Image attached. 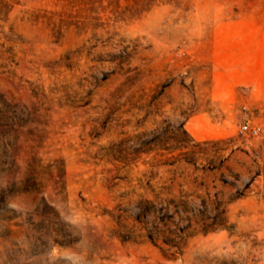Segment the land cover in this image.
<instances>
[{
  "label": "rangeland",
  "instance_id": "1",
  "mask_svg": "<svg viewBox=\"0 0 264 264\" xmlns=\"http://www.w3.org/2000/svg\"><path fill=\"white\" fill-rule=\"evenodd\" d=\"M0 264H264V0H0Z\"/></svg>",
  "mask_w": 264,
  "mask_h": 264
},
{
  "label": "trees",
  "instance_id": "2",
  "mask_svg": "<svg viewBox=\"0 0 264 264\" xmlns=\"http://www.w3.org/2000/svg\"><path fill=\"white\" fill-rule=\"evenodd\" d=\"M161 202H159V206H157V203H154V200H150V199H143L140 200L138 202V209L140 210V213L142 215H146L148 214L150 211L151 212H155L157 210H162L165 211L167 210L170 206H173V210L177 213L180 214H188L189 212H193V210L196 211H202L199 207L194 206V209H191V202L187 200L185 197L180 196L178 199L175 198H163L160 200ZM203 205V207L205 208L206 206V202L202 201L201 203ZM148 237L150 238V240H152L153 242H155L157 240L158 237H156L153 232L148 234ZM180 237V236H179ZM165 239L164 242L165 243H169L171 245H176L178 241H176L175 239H167L166 237H164Z\"/></svg>",
  "mask_w": 264,
  "mask_h": 264
},
{
  "label": "built area",
  "instance_id": "3",
  "mask_svg": "<svg viewBox=\"0 0 264 264\" xmlns=\"http://www.w3.org/2000/svg\"><path fill=\"white\" fill-rule=\"evenodd\" d=\"M240 131L248 133L252 136H256L261 131V127L258 124H252L248 119H245L240 124Z\"/></svg>",
  "mask_w": 264,
  "mask_h": 264
},
{
  "label": "clouds",
  "instance_id": "4",
  "mask_svg": "<svg viewBox=\"0 0 264 264\" xmlns=\"http://www.w3.org/2000/svg\"><path fill=\"white\" fill-rule=\"evenodd\" d=\"M53 254H57L55 250H54ZM63 255H65L67 257V256H69V253L65 252V253H63Z\"/></svg>",
  "mask_w": 264,
  "mask_h": 264
}]
</instances>
